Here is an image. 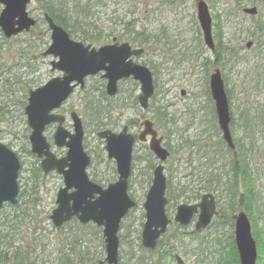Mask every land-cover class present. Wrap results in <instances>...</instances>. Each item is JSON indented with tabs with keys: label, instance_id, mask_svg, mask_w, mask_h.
I'll return each mask as SVG.
<instances>
[{
	"label": "rangeland",
	"instance_id": "rangeland-1",
	"mask_svg": "<svg viewBox=\"0 0 264 264\" xmlns=\"http://www.w3.org/2000/svg\"><path fill=\"white\" fill-rule=\"evenodd\" d=\"M196 1L101 0L90 13V24L82 25L85 35L99 40L98 44L70 36L72 40L95 48L115 40L144 49V54L135 62L151 71L154 96L148 111L141 112L144 118L137 120L130 133L137 134V125L143 119L156 123V109L164 115L160 121L164 125L160 128L156 124L155 129L170 152L169 159L163 164L166 184L170 186L166 194L170 193L172 197L165 209L168 218H173L178 205L198 203L206 193L215 198L217 196L218 214L205 230L194 232L193 225L179 228L173 223L163 236L161 247L158 246L156 252H147L140 241L144 223L142 205L151 185L152 170L158 161L148 152L147 144L137 143L133 149L132 172L128 180V195L137 203V208L121 222L117 233L118 258L123 264H135L139 260L143 264H176L173 255H178L185 264H233L230 251L234 228L229 227L227 218L231 215L223 213V207L227 199L225 183H232L229 165L231 162L240 165L242 154L246 179H250L252 195L258 199L249 210L248 219L256 242L260 241L262 245L257 264H264V0H202L207 4L211 17L214 51L203 45L196 18ZM252 7L257 9L255 15L243 13L244 9ZM27 13L36 21L29 32L5 39L0 31V143L20 159L18 186L19 193L22 192L18 205L4 208L0 217L17 216L12 220L19 225L14 224L13 231L6 227L3 234L22 241L25 249L33 253L36 262L49 264L55 262L54 250L58 249L60 237L71 234L72 227L70 224L55 231L49 219L56 208L57 191L63 187L62 179L55 173L44 176L37 159L30 154V130L24 108L30 90L43 86L59 74L50 71V63L54 59L42 56L49 46L50 32L36 0H32L27 7ZM260 25L262 30L258 34L256 31ZM137 32L142 35L137 36ZM81 34L80 31L76 33ZM137 38L145 40L146 44L133 45L132 40ZM248 42H253L249 50L245 47ZM216 68L229 96L230 132L236 146V160H231L222 141L223 155L221 161L218 158L214 165V173L221 175V179L212 190L204 189L200 180L208 177L202 175L207 166L204 158L216 160L219 138L222 140L208 87L209 76ZM95 85L96 80H87L84 90H75L56 113L65 118L63 126L70 133L72 122L69 114L75 112L81 118L83 147L91 158L87 174L105 188L115 183L118 176L113 161L106 156L103 141L96 137V133L103 129L119 132L125 124L138 119L134 107L138 108L135 100L139 85L122 83L117 97L99 103L101 110L108 109V105L115 108L107 119L99 114L106 124L101 129H97L93 119L85 113L84 98L87 94L98 104V94L91 88ZM89 87L92 92L86 91ZM182 91L184 95H181ZM215 126L219 138L213 134ZM55 127H46L43 134L50 144ZM52 151L61 157L65 153V150L54 147ZM198 165L202 166L200 171L195 170ZM241 190L240 178H237L238 195ZM192 194L198 196L190 198ZM236 206L234 215L238 211ZM90 226L81 229L77 236L82 241L81 249L88 257H93L91 264H97L105 256L103 238L101 228L93 224ZM92 227L99 229L100 233ZM178 234L181 236L171 239ZM169 238L173 248L163 250L162 246ZM7 241H0V245L5 247Z\"/></svg>",
	"mask_w": 264,
	"mask_h": 264
},
{
	"label": "water",
	"instance_id": "water-1",
	"mask_svg": "<svg viewBox=\"0 0 264 264\" xmlns=\"http://www.w3.org/2000/svg\"><path fill=\"white\" fill-rule=\"evenodd\" d=\"M30 3L31 0H0V5L3 7L0 12V31L6 39L29 32L36 24L35 20L28 16L26 10ZM195 7L204 44L213 50L211 17L207 5L204 1L197 0ZM243 12L255 15L256 9H245ZM44 20L51 32V42L43 56H52L56 59L50 64L51 72H59L62 76L52 78L38 89L30 90L24 114L31 131L28 137L30 152L41 160L40 168L45 175L55 172L63 180L64 187L57 193L56 208L52 211L50 220L57 229L72 218H76L81 224L92 222L102 227L105 262L117 264L118 239L116 234L119 223L135 206L127 195L134 137L127 134L126 128L118 134L111 131L97 134V137L104 141L107 158L114 161L118 175L116 183L103 189L92 183L86 174L90 158L82 146L81 119L75 112L70 114L73 128L71 134L63 128L64 117L52 113L67 101L78 86L80 89L83 88L85 78L98 73H103L102 78L106 80L105 92L109 97L117 94L119 81L132 77L140 84L141 94L138 96V102L141 108L146 110L147 102L154 93L152 75L146 67L135 64L131 60V57L140 56L143 53L142 49L132 50L127 43L95 49L91 45L71 40L66 31L56 25L47 14L44 15ZM250 47L251 43H248L247 48ZM209 89L222 139L227 148L233 151L228 101L218 69L210 75ZM51 124L57 125L53 135V145L56 148L66 149V154L62 158H56L51 153L50 144L43 136L45 128ZM142 127L143 130L138 140L146 142L147 136H150L149 150L160 162L153 170L152 184L143 204L145 223L141 234L142 246L153 250L157 240L165 233L167 225L171 223L165 214L166 180L162 165L169 157V153L161 146V139L157 138V133L153 130L150 121H144ZM20 169L21 165L17 155L0 143V209L4 204L12 206L17 204L19 191L17 179ZM195 214H197L195 231L203 230L215 214L213 196L204 195L200 203L196 205L178 206L174 221L181 226H187ZM250 230L245 213H238L235 217L234 241L239 264H256V245ZM176 261L177 264H184L178 257Z\"/></svg>",
	"mask_w": 264,
	"mask_h": 264
},
{
	"label": "trees",
	"instance_id": "trees-1",
	"mask_svg": "<svg viewBox=\"0 0 264 264\" xmlns=\"http://www.w3.org/2000/svg\"><path fill=\"white\" fill-rule=\"evenodd\" d=\"M37 3L39 4L40 8L42 9L44 14H47L52 20L53 22L62 27L71 37H80L82 39H84V41L89 40V42H93L98 44L99 40L96 39H92L91 37H87V35H85L84 31H82L83 26L82 25H89L90 22H88V20L90 19L91 16V12L93 11V8L97 7L99 5V2L101 0H36ZM258 1V0H256ZM253 2V4H255V2ZM76 25V26H74ZM259 30V31H258ZM262 30V26L260 25L257 29V33L259 34ZM80 31L82 32L81 35H76V33ZM142 34L140 32H137V36H141ZM249 36L253 37V34H249ZM138 40V41H137ZM132 44L133 45H139V46H144V44H146L145 40H140L139 38L137 39H133L132 40ZM220 53V50H219ZM214 55L216 56V58L218 57L216 53H214ZM214 65V64H212ZM95 92H97L98 94V100H97V105L94 103L93 99L90 97L89 94L86 95V97L84 98V102H85V113L88 114L94 121V126L97 129H101V127L105 126L106 124L102 122L101 117L103 118H109L111 116V112H113V110L115 109L114 107L112 108V106L108 105V109L104 110V109H100L99 107V103H103V101L107 102L106 100V96L105 93L102 89V85L100 84V82H98V84L96 83L95 85ZM227 97L229 98L228 94ZM120 107V106H119ZM101 111V112H100ZM100 114V116H99ZM102 114V115H101ZM159 115V116H158ZM164 115H162V112L159 109H156V114H155V120L157 122L162 121ZM213 134L215 137L219 138V132L215 126V129L213 130ZM220 140V146L217 147L218 148V154L219 156L216 158V160L214 158H212V160L210 158H204L205 162L207 165L206 168L203 169L202 171V175L203 176H208L206 180H203L201 178L200 180V184H202L204 187V189H212L214 190V186H217L220 183V179H221V175H218L214 172H216V170L214 169V165L217 162V159L219 158V161H221L222 155H223V149L222 146L224 145L222 140L219 138ZM219 145V144H218ZM235 150H236V146H235ZM231 156V160L235 161L236 160V152H229ZM233 154V155H232ZM242 154V153H241ZM209 160V161H208ZM243 154L241 155V162L240 165H237L236 162H231L230 163V170L232 173L231 176V185H229L230 182L225 183V187H226V197L227 199L225 200V208L223 207V213L225 214H229V215H233V213L235 212V206H236V201H237V206L236 208H238L239 210H243L245 213H249V210L251 209L252 205L255 203V201L257 202V198L254 197L252 195V190L253 187L250 184V179H246V170H245V164L243 163ZM202 168V166L198 165L197 168L195 170L200 171V169ZM37 172H39V169H37ZM193 174V173H192ZM190 174V175H192ZM198 174V173H196ZM205 178V177H203ZM237 178H240V183L241 186L243 188V191L241 190V194L238 195L237 192ZM95 183H98V181H96L95 179L92 180ZM249 182V183H246ZM204 183V184H203ZM169 185H167V189L169 192ZM216 189V187H215ZM182 191H184L183 193H185V190L182 188ZM171 194L168 193L166 194L167 199L170 200V198H172L170 196ZM19 196L21 198L22 196V192L19 193ZM195 196H198L196 194H192V197L190 198H194ZM175 200V199H174ZM191 200V199H190ZM6 207H10V206H4V208ZM3 208V209H4ZM2 209V210H3ZM12 218H18L17 216H13V217H7L6 215H2L0 217V241L8 239V241L6 242V246L3 247L2 245H0V264H37V262L35 261V256H33V253L29 250L25 249V246H23V242L20 241L19 239H17V241H15V239L13 238V236L11 235H5L3 234V230H5L6 227H8L10 229V231H13V227L14 224L15 225H19V222H16L14 220H12ZM70 225V224H68ZM67 225V226H68ZM73 229V238L69 240V236L65 235L64 238L63 237H59L61 238L59 244L61 246H71V248H75V247H79V236L76 235V232L81 230V229H85L86 227H91L90 225H86V226H81L79 225L77 222H73L71 223V226ZM95 231L98 232L99 234V229H96L94 227H92ZM13 234H18V233H13ZM178 236H174L173 239L177 238ZM257 237V236H256ZM18 242V243H15ZM261 243L260 241L257 242V248L258 251H261ZM35 252V251H34ZM76 255L78 254L79 256L83 255V250L80 248L78 251H75ZM33 256V258L31 259L30 256ZM230 255H231V260L233 264H238L237 263V253L235 251L234 248V244L233 241L231 240V251H230ZM60 256V257H59ZM59 258H57V260H59L58 262H63L66 261L68 258L67 254H59L58 255ZM93 260V257H89V263H91Z\"/></svg>",
	"mask_w": 264,
	"mask_h": 264
},
{
	"label": "flooded vegetation",
	"instance_id": "flooded-vegetation-1",
	"mask_svg": "<svg viewBox=\"0 0 264 264\" xmlns=\"http://www.w3.org/2000/svg\"><path fill=\"white\" fill-rule=\"evenodd\" d=\"M213 41H214V39H213ZM117 43L115 40H113L112 41V43ZM214 46H215V44H214ZM144 54V53H143ZM138 59V58H137ZM135 60L136 59H134L133 60V62H135ZM136 63V62H135ZM100 78V80H102L103 81V83H104V86H105V81L101 78V76L99 77ZM86 82H87V79L85 80V85H84V88L86 87ZM136 83L134 80H132L131 78H129V79H126V80H121V81H119L118 82V93H119V90L121 89L120 88V86H121V84L122 83ZM88 88V87H87ZM90 88V87H89ZM88 90V89H87ZM89 91V90H88ZM118 96V95H117ZM125 101H126V99H125ZM135 103H136V101H135ZM137 105V104H136ZM122 106V103L120 104V107ZM134 109H135V111H136V116L138 117V119H134V120H132L130 123H127V124H125L123 127H122V129L123 128H126L127 129V134H129V135H132L133 137H134V144H133V149H134V147H135V145L137 144V143H139V144H147V148H148V152L151 154V155H153V153L149 150V140H150V136H147V143L146 142H140L139 140H138V136H139V134L141 133V131L143 130V127H142V125H141V123H143L144 121H146V120H148V121H150L149 119H143L137 126H138V131H137V134L136 135H134V134H132V133H130V129H131V127L132 126H135L136 125V122H137V120H139V119H142V118H144L143 117V112H146V111H148V109H146L145 111H137V109H136V107H134ZM142 112V113H141ZM154 120H155V118H154ZM151 123H152V128H153V130H155L156 131V133H157V137L158 138H160L161 139V146L165 149V150H167L168 152H169V148H166V145L163 143V139H162V137L161 136H159L158 135V132H157V130L155 129V128H157V127H155L156 126V124L160 127V126H163L164 124L163 123H161V122H157L156 120H155V122L156 123H154V122H152V121H150ZM161 128V127H160ZM121 131V130H120ZM87 154V153H86ZM169 154H170V152H169ZM57 157V156H56ZM59 158H61V156H58ZM168 159V158H167ZM166 162V161H165ZM165 162H163V164L165 163ZM213 196V198H214V203H215V211H216V215H215V217L217 216V214H218V212H217V200H216V198H217V196H216V198H215V196L214 195H212ZM218 199H219V197H218ZM168 203V202H167ZM247 214V213H246ZM235 216H236V214L234 215H231L230 217H228L227 219L229 220V227L231 228V229H233L234 228V225H235ZM213 220V219H212ZM212 222V221H211ZM193 223H194V221H193ZM193 223H191V225H193ZM173 224V223H172ZM172 224H170V226L172 225ZM211 224V223H210ZM169 226V227H170ZM190 226V225H189ZM188 226V227H189ZM168 227V228H169ZM168 228L166 229V231H165V233L163 234V236L166 234V232H167V230H168ZM195 227H194V225H193V229H194ZM55 231H60V230H55ZM177 232H178V230H176ZM194 232H195V230H194ZM233 235H234V231H233ZM163 236L158 240V242H157V244H156V246H155V248L153 249V250H146L147 252H154L156 249H157V247L158 246H160L161 245V242H162V238H163ZM174 236L175 235H173V236H171V239H173L174 238ZM175 240V239H174ZM141 241V240H140ZM82 241L80 240V242H79V244L81 243ZM172 243V240H170V238L168 239V240H166V242L164 243V245L162 246V249L163 250H166V251H168L169 250V248L171 249V248H173V246H171L170 244ZM141 245H142V242H141ZM58 247V249L57 250H54V256H55V262H50L49 264H91V263H89V257H88V254L85 252V251H83V255H81V256H79L78 254L76 255V253H75V251H78L80 248H82V245L80 244L79 245V247H75V248H71V246H57ZM161 247V246H160ZM159 247V248H160ZM256 249H257V247H256ZM157 251V250H156ZM155 251V252H156ZM61 253L62 254H67L68 255V258H67V260L66 261H63L62 263L61 262H58L59 260H57V258H59L58 257V255L60 254L61 255ZM260 256V253H259V251H258V249H257V259H256V263H257V260L260 258L259 257ZM105 257V256H104ZM176 257H179L178 255H173V259L175 260V262H176V264H177V261H176ZM180 258V257H179ZM104 260V259H103ZM103 260H101V261H97V264H101L102 263V261ZM37 264H44V263H39L38 261H37ZM103 264H106L104 261H103ZM117 264H122V263H120V262H117ZM143 264V263H142Z\"/></svg>",
	"mask_w": 264,
	"mask_h": 264
},
{
	"label": "bare ground",
	"instance_id": "bare-ground-1",
	"mask_svg": "<svg viewBox=\"0 0 264 264\" xmlns=\"http://www.w3.org/2000/svg\"><path fill=\"white\" fill-rule=\"evenodd\" d=\"M62 29H63V28H62ZM63 30H64V29H63ZM46 50H47V49H45V51H46ZM45 51H44V52H45ZM47 57H48V56H47ZM149 102H150V101L147 102V108H146V109H149V107H150ZM137 107H138V108H136L137 111H140V110L142 109L141 106H140L139 104L137 105ZM142 124H143V123H141V125H142Z\"/></svg>",
	"mask_w": 264,
	"mask_h": 264
}]
</instances>
